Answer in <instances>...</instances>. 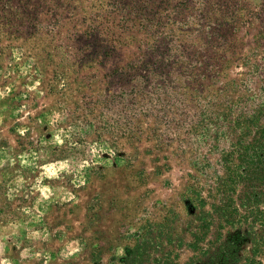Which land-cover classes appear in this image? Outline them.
<instances>
[{
    "label": "rangeland",
    "instance_id": "rangeland-1",
    "mask_svg": "<svg viewBox=\"0 0 264 264\" xmlns=\"http://www.w3.org/2000/svg\"><path fill=\"white\" fill-rule=\"evenodd\" d=\"M213 255L264 264V0H0V264Z\"/></svg>",
    "mask_w": 264,
    "mask_h": 264
},
{
    "label": "trees",
    "instance_id": "trees-1",
    "mask_svg": "<svg viewBox=\"0 0 264 264\" xmlns=\"http://www.w3.org/2000/svg\"><path fill=\"white\" fill-rule=\"evenodd\" d=\"M215 255H213L212 256V258H211V260H212V264H218V262H217V260L215 259V257H214ZM229 257L230 256H227V257H224L223 259H224V262H223V264H229ZM131 258V256H128V260ZM128 264H133V261L131 262H128ZM201 264H203V263H201Z\"/></svg>",
    "mask_w": 264,
    "mask_h": 264
}]
</instances>
